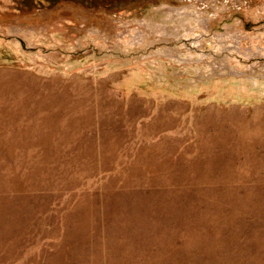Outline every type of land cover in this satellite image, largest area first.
I'll return each mask as SVG.
<instances>
[{
    "label": "rangeland",
    "instance_id": "obj_1",
    "mask_svg": "<svg viewBox=\"0 0 264 264\" xmlns=\"http://www.w3.org/2000/svg\"><path fill=\"white\" fill-rule=\"evenodd\" d=\"M0 264H264V0H0Z\"/></svg>",
    "mask_w": 264,
    "mask_h": 264
}]
</instances>
